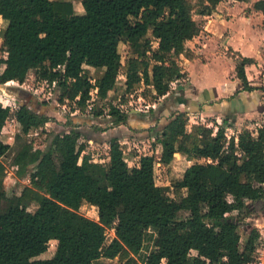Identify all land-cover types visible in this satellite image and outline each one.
Wrapping results in <instances>:
<instances>
[{
	"label": "trees",
	"instance_id": "obj_1",
	"mask_svg": "<svg viewBox=\"0 0 264 264\" xmlns=\"http://www.w3.org/2000/svg\"><path fill=\"white\" fill-rule=\"evenodd\" d=\"M202 1L201 13L210 14L222 0ZM81 3L84 11L79 13L69 0H0L6 22L0 83H24L34 71L37 80L56 83L61 104L84 110L93 89L100 99L116 90L122 42L135 52L126 62L124 95L144 85V96L157 101L184 76L180 57H193L186 42L203 28L189 0ZM253 6L264 14V0ZM252 62L249 57L237 62L238 76L249 90L253 87L245 66ZM89 68L101 71L95 81ZM110 116L111 126L128 124L127 112L117 106H111ZM12 117L23 135L53 120L27 103L15 110L0 104V264H95L102 257L139 264L137 255L148 231L154 235L150 252L143 254L145 264L255 260L260 231L252 228L243 237L239 228L254 203L264 199V126L255 135L242 128L237 139L227 136L226 120L215 134L205 125L188 131L187 112L178 111L161 130L160 157L144 154L130 166L118 136L107 141L108 161H93L80 143L82 136H89L68 117L70 128L53 134L45 149H33L26 142L12 156L18 176H28L30 183L19 194L9 195L4 159L12 146L2 132ZM132 129L137 134L138 129ZM177 154L193 162L173 182L187 193L173 199L156 182L155 169L158 162L170 165ZM85 204L96 208L97 220L81 213ZM182 211L186 215L181 216ZM108 228L115 236L107 243ZM51 240L57 241L53 256L40 258Z\"/></svg>",
	"mask_w": 264,
	"mask_h": 264
},
{
	"label": "crops",
	"instance_id": "obj_2",
	"mask_svg": "<svg viewBox=\"0 0 264 264\" xmlns=\"http://www.w3.org/2000/svg\"><path fill=\"white\" fill-rule=\"evenodd\" d=\"M256 1L222 0L212 13L203 15L202 21L197 19L202 22L203 28L198 35L186 42L193 57L181 55L179 63L184 76L175 81H179L176 85L178 87L175 92L176 97L169 105L159 108V116H167L175 109L187 112L189 121L191 120L192 123L198 122V116L201 119H208L206 125L205 123L200 125L210 127L213 122L217 123L213 134L225 120L229 124L228 126L225 124L228 137L234 135L237 139L242 128L250 129L254 135L257 133L259 125L264 122V14L254 9L253 5ZM3 24L4 19L0 15V28L3 27ZM242 57L254 60L245 66L247 79L253 87L251 90L245 89L244 83L237 73V62ZM30 72L28 76L30 75L29 78H32L35 72ZM29 78L27 77L24 83ZM175 82L172 83L171 91L156 102L148 104V109L154 108L155 110L157 105L167 99L173 93ZM24 83L15 80L0 83V99L10 96L15 98L13 96L14 88L10 87L13 89L12 91L6 90L9 84ZM41 109L38 108L40 111ZM189 111L193 112L194 116L190 115ZM129 113L132 116L129 117L128 124L111 126V119H108V129L105 131L108 134L105 139L108 146L107 141L112 136H118L120 141L121 139L124 141L136 135L132 129V127H136L134 120L136 116L143 117V120L141 118L138 120L139 125L143 122L147 125L150 122L151 125L157 123L155 116L148 119L146 115L142 116L139 111H130ZM108 116L110 115L108 114ZM5 129L6 126L3 129L2 137L3 139L5 137L6 140H4L12 146L11 136H4ZM146 139L149 140V137L146 136ZM146 139L144 138L143 141ZM84 153L89 152L85 150ZM140 156L136 155L134 158H140ZM243 225H248V223L244 222ZM262 226L256 222L253 227L260 231V242L264 239ZM258 256L264 260V247H258L255 258Z\"/></svg>",
	"mask_w": 264,
	"mask_h": 264
},
{
	"label": "rangeland",
	"instance_id": "obj_3",
	"mask_svg": "<svg viewBox=\"0 0 264 264\" xmlns=\"http://www.w3.org/2000/svg\"><path fill=\"white\" fill-rule=\"evenodd\" d=\"M74 3L75 9L77 12L82 13L84 8L82 6V0H69ZM189 3L192 8V14L195 19H199L202 21L203 13L201 11L204 9V3L202 0H189ZM200 21V22H201ZM6 22L4 21L3 27L0 28V47L3 41V31L5 28ZM153 48L157 47L156 40L153 42ZM134 48L131 44H126L122 42L120 44V52L122 55V69L120 71V77L118 78V84L115 91H111L108 98L100 99L97 96L92 97L90 105L93 108H89L88 106L84 110L74 109L72 110V106L69 103L61 104L58 101L59 96V89H57L56 83H47L45 81L37 80L36 75L28 76L29 80L26 81L24 84H9L6 88L7 91L13 90V96H15L13 103L14 109L17 108L18 101L19 103H27L31 108L38 110L41 109L42 112L50 115L53 120H50L48 123L45 124L43 128L38 130H34L29 135H23L20 132L19 125L17 124L14 117L9 119L6 124L5 134L4 136H11L10 140L12 143V148L8 155H6L4 161L7 166V176L5 178L4 187L6 188L9 195L16 193L19 194L22 188L25 185L30 183V178L28 176L19 177L17 174L18 167L14 164H11L12 156L21 148L23 144L26 142L31 143L33 149L41 148L45 149L49 143L51 142L52 136L55 133L67 130L70 128V123L68 119L72 117V121L77 125L79 129L85 132L90 138L82 136L80 138V143H84L86 145V151H88L91 155V158L95 162H105L108 161V154H109V146L105 142L106 136L108 135L105 131L108 129V118L110 115L111 106H117L120 104H124L125 107L123 110L130 109L131 107H135L136 111L141 112V115H146L148 119L153 118L154 116L157 117V123L155 125H151V122L147 125L144 122L140 125L138 124V120H143V117L136 116L134 118L135 125L137 130V134L134 135L133 138H129L127 140L121 139V143L124 147L125 153L129 156V165L133 166L138 163L139 158H134L136 155L141 154H153L158 159L161 155L162 145L160 144L158 138L161 134V130L165 123H167L175 113L180 110L173 109L172 113L167 114V116H159V108L165 107L172 102V100L176 97V91L178 87L179 81L174 83L173 93L165 100L162 101L161 104L157 105L155 108L146 107L148 104H152L156 101H151L150 97L144 96L143 91L146 89L144 85H140L136 88L133 93L129 95H124V85L122 82L124 81L121 75H126V62L127 60L135 55L133 51ZM5 54L0 52V56H4ZM181 59V58H180ZM2 69V65H0V70ZM89 74L92 75L93 81H95L100 75V70H95L89 68ZM180 80V79H179ZM12 87V88H10ZM16 90V91H15ZM11 97V96H10ZM101 111L99 115L95 112ZM149 110V111H148ZM40 111V110H39ZM152 111V112H151ZM190 115H193V112H190ZM128 117L132 116L129 115L130 113L127 112ZM134 116V115H133ZM69 117V118H68ZM189 117V116H188ZM14 118V119H13ZM162 118V119H161ZM160 119L162 122L160 123ZM198 122L192 123L190 120L187 124L188 131H192L195 125H200L208 123V119H201L198 116ZM154 123V121H152ZM138 124V126H137ZM217 123L213 122L210 126L213 129ZM229 124H227L228 126ZM7 130V132H6ZM147 131V132H146ZM227 131V129H226ZM230 133V131L228 130ZM146 136L149 137V140L146 139ZM146 139L143 141V139ZM5 139V137H4ZM6 140V139H5ZM193 161H190L186 156L177 154L175 155L174 160L170 165H164L161 162L156 164L155 175H156V182L158 185L163 187L164 193L169 198H178L181 195H185L187 193L186 189H176L173 186V182L182 177L185 169L192 164ZM6 203H4L5 208ZM253 205V204H252ZM251 205V206H252ZM253 209L249 216L246 218L245 222L248 225H243L240 223V232L242 233L243 237L247 236L249 229H252L256 222L262 224L264 230V199L254 203L252 206ZM31 208H36L34 204L31 205ZM81 213L85 214L86 216L92 219H98L97 210L94 206L90 204H85L81 208ZM181 216L186 215V212L182 211L180 213ZM107 239L106 242H110L112 238L115 236V232L113 228H108L106 231ZM154 233L152 231H148L146 236L143 251L137 255V259L139 264H145L143 261V254L150 252L152 247V238ZM259 246L264 247V239L262 242L259 241ZM57 246L56 240H51L49 242L48 250L40 256V258H49L53 256ZM258 246V247H259ZM259 257V256H258ZM95 264H121L118 258H105L102 257L95 261Z\"/></svg>",
	"mask_w": 264,
	"mask_h": 264
},
{
	"label": "built area",
	"instance_id": "obj_4",
	"mask_svg": "<svg viewBox=\"0 0 264 264\" xmlns=\"http://www.w3.org/2000/svg\"><path fill=\"white\" fill-rule=\"evenodd\" d=\"M119 77H120V75H119ZM121 77H122V79L125 81L126 80V75H121ZM91 96L92 97H94V96H97V88H95V89H93L92 91H91ZM92 97H91V99H92ZM12 100H14V98L13 97H5V98H1L0 99V102H1V104L3 105V106H9V107H11L12 109H13V106L15 105V103H13V101ZM90 103H91V100L89 101V103H88V107L91 109V108H93L91 105H90ZM20 103L18 102V105H19ZM17 105V106H18ZM149 105H146V107H148ZM117 107L118 108H120L121 110H123V108L125 107V105L124 104H120V105H117ZM124 111V110H123ZM130 111H136V108L135 107H131L129 110L128 109H126L125 110V112H130ZM261 126H264V122L262 123V124H260L259 125V127H261ZM125 151V150H124ZM162 264H164V261H163V263ZM248 264H264V260H262L260 257H256L255 258V260L254 261H252V262H250V263H248Z\"/></svg>",
	"mask_w": 264,
	"mask_h": 264
},
{
	"label": "water",
	"instance_id": "obj_5",
	"mask_svg": "<svg viewBox=\"0 0 264 264\" xmlns=\"http://www.w3.org/2000/svg\"><path fill=\"white\" fill-rule=\"evenodd\" d=\"M234 222H236V219H233ZM241 223V222H240Z\"/></svg>",
	"mask_w": 264,
	"mask_h": 264
}]
</instances>
